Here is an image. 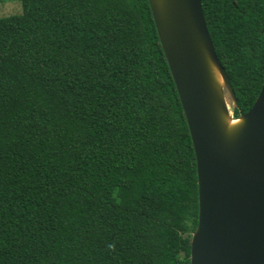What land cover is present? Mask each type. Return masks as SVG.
<instances>
[{"label":"trees","instance_id":"trees-1","mask_svg":"<svg viewBox=\"0 0 264 264\" xmlns=\"http://www.w3.org/2000/svg\"><path fill=\"white\" fill-rule=\"evenodd\" d=\"M20 1L0 17V264H191L197 161L149 0ZM202 4L238 117L264 0Z\"/></svg>","mask_w":264,"mask_h":264},{"label":"water","instance_id":"water-1","mask_svg":"<svg viewBox=\"0 0 264 264\" xmlns=\"http://www.w3.org/2000/svg\"><path fill=\"white\" fill-rule=\"evenodd\" d=\"M195 149L198 225L191 264H264V83L234 117L237 97L202 0H149Z\"/></svg>","mask_w":264,"mask_h":264},{"label":"rangeland","instance_id":"rangeland-1","mask_svg":"<svg viewBox=\"0 0 264 264\" xmlns=\"http://www.w3.org/2000/svg\"><path fill=\"white\" fill-rule=\"evenodd\" d=\"M22 13L20 0H0V17Z\"/></svg>","mask_w":264,"mask_h":264},{"label":"clouds","instance_id":"clouds-1","mask_svg":"<svg viewBox=\"0 0 264 264\" xmlns=\"http://www.w3.org/2000/svg\"><path fill=\"white\" fill-rule=\"evenodd\" d=\"M107 247H108V249H109L110 251H115V244H114V243H110V244H108Z\"/></svg>","mask_w":264,"mask_h":264}]
</instances>
